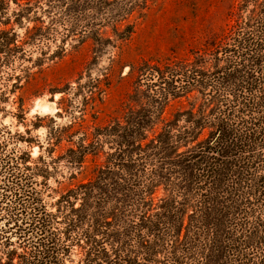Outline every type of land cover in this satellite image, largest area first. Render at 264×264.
Masks as SVG:
<instances>
[{
  "label": "trees",
  "instance_id": "obj_1",
  "mask_svg": "<svg viewBox=\"0 0 264 264\" xmlns=\"http://www.w3.org/2000/svg\"><path fill=\"white\" fill-rule=\"evenodd\" d=\"M149 1L54 0L50 7L69 16L29 37L57 40L59 24L64 37L80 30L100 40L112 26L126 39L134 13ZM254 1L258 11L216 44L209 67L141 63L143 103L68 150L70 165L101 151L105 160L54 209L36 187L47 168L32 171L29 155L3 148L0 243L19 244L8 255L18 264H264V0ZM8 34L0 35L3 43ZM193 89L200 98L152 132L170 99Z\"/></svg>",
  "mask_w": 264,
  "mask_h": 264
},
{
  "label": "rangeland",
  "instance_id": "obj_2",
  "mask_svg": "<svg viewBox=\"0 0 264 264\" xmlns=\"http://www.w3.org/2000/svg\"><path fill=\"white\" fill-rule=\"evenodd\" d=\"M52 2L0 0V35L8 32L10 37L4 43L0 39V152L5 148L29 155L32 171L47 168L48 177L40 176L36 187L49 209L63 192L93 178L105 160L101 151L88 154L81 166L70 165L64 158L68 150L82 139L87 144L96 128L124 120L143 103L137 86L142 62L209 67L216 44L259 9L254 0H150L143 13H134V32L126 39L112 26L103 29L100 40L80 30L64 37L58 24L62 33L57 40H33L30 30L69 16L64 7H50ZM58 45L64 47L61 53ZM9 54L13 56L7 58ZM133 93L141 97L130 99ZM200 96L193 89L171 98L152 132ZM163 196L164 190H157L155 202ZM12 249L19 252V244L0 243V264H18L17 257L7 254Z\"/></svg>",
  "mask_w": 264,
  "mask_h": 264
}]
</instances>
